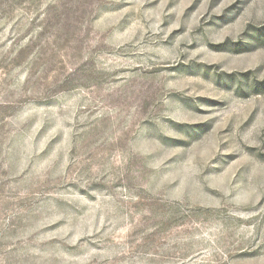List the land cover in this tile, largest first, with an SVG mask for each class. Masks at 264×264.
<instances>
[{"label": "rangeland", "instance_id": "1", "mask_svg": "<svg viewBox=\"0 0 264 264\" xmlns=\"http://www.w3.org/2000/svg\"><path fill=\"white\" fill-rule=\"evenodd\" d=\"M0 264H264V0H0Z\"/></svg>", "mask_w": 264, "mask_h": 264}]
</instances>
